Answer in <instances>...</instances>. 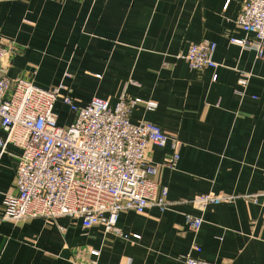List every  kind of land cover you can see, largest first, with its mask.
I'll list each match as a JSON object with an SVG mask.
<instances>
[{"label": "crops", "instance_id": "obj_1", "mask_svg": "<svg viewBox=\"0 0 264 264\" xmlns=\"http://www.w3.org/2000/svg\"><path fill=\"white\" fill-rule=\"evenodd\" d=\"M242 1L0 0L1 40L14 48L4 74L42 87L63 82L83 105L93 98L115 105L123 94L155 100L154 110L139 102L131 121L153 122L182 142L176 168L164 165L169 145L146 149L148 163L160 165L154 179L168 187L170 209L125 210L119 233L69 215L0 220V264H71L92 258L90 248L100 251L98 264H183L188 254L264 264V54L230 42L254 38L235 24ZM205 39L216 42L219 65L192 69L178 56ZM238 70L251 73L243 92ZM57 110L68 125L73 113L60 101ZM19 153L0 147V208L18 193ZM206 193L237 197L201 212L191 200ZM186 213L202 215L199 230Z\"/></svg>", "mask_w": 264, "mask_h": 264}, {"label": "built area", "instance_id": "obj_2", "mask_svg": "<svg viewBox=\"0 0 264 264\" xmlns=\"http://www.w3.org/2000/svg\"><path fill=\"white\" fill-rule=\"evenodd\" d=\"M235 24L254 38L231 37L230 42L254 49L261 57L264 0H243ZM1 39L0 32V130L6 132V137L0 138V147L4 152L12 144L20 153L18 193L5 195L0 220L20 222L69 215L81 218L85 228L102 225L106 231L119 233L117 221L125 210L144 213L152 206L161 210L172 207L168 187H161L154 179L160 165L148 163L146 149L150 144L169 145L172 154L164 165L176 168L182 142L153 122L131 121V113L139 102L154 110L158 106L155 100L129 99L123 94L115 105L101 98L83 105L63 82L42 87L32 78H10L3 67L14 48L5 46ZM216 47V42L209 39L193 42L178 57L186 59L192 69L216 68ZM238 71V91L243 92L251 73ZM59 101L73 113L68 125L59 123ZM258 195L248 196L257 201ZM236 197L206 193L195 196L191 202L204 212L211 205ZM185 220L195 231L203 223L202 215L186 213ZM194 249L200 250L199 246ZM87 253L92 258H75L71 264H98L100 251L90 248ZM182 263L215 264L191 254L184 256Z\"/></svg>", "mask_w": 264, "mask_h": 264}, {"label": "rangeland", "instance_id": "obj_3", "mask_svg": "<svg viewBox=\"0 0 264 264\" xmlns=\"http://www.w3.org/2000/svg\"><path fill=\"white\" fill-rule=\"evenodd\" d=\"M62 112H66L63 108L60 109Z\"/></svg>", "mask_w": 264, "mask_h": 264}]
</instances>
